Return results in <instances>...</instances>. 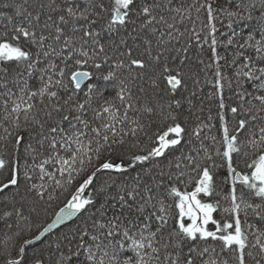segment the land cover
<instances>
[{
    "label": "snow or ice",
    "instance_id": "snow-or-ice-1",
    "mask_svg": "<svg viewBox=\"0 0 264 264\" xmlns=\"http://www.w3.org/2000/svg\"><path fill=\"white\" fill-rule=\"evenodd\" d=\"M0 264H264V0H0Z\"/></svg>",
    "mask_w": 264,
    "mask_h": 264
}]
</instances>
